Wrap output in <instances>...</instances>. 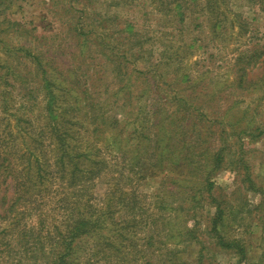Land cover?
<instances>
[{
  "label": "rangeland",
  "instance_id": "1",
  "mask_svg": "<svg viewBox=\"0 0 264 264\" xmlns=\"http://www.w3.org/2000/svg\"><path fill=\"white\" fill-rule=\"evenodd\" d=\"M50 118L108 214L67 264H264V0H0V264H48L43 206L7 208L44 188Z\"/></svg>",
  "mask_w": 264,
  "mask_h": 264
},
{
  "label": "trees",
  "instance_id": "2",
  "mask_svg": "<svg viewBox=\"0 0 264 264\" xmlns=\"http://www.w3.org/2000/svg\"><path fill=\"white\" fill-rule=\"evenodd\" d=\"M255 1L261 2L262 0ZM259 77L253 76L251 69L248 67L239 66L235 84L244 90H249L254 83V78L261 80L262 74ZM50 109L51 111L56 109L55 102L50 104ZM50 120L52 121L44 125L43 134L46 140L50 142L52 148L40 151L42 153V168H40L42 172L37 173L42 180L44 188L39 190L35 198L31 196L27 198V201L20 195L24 190L18 188L19 194L15 193L16 196L13 200H10L12 204L7 209L8 211L13 210L17 203L21 201L25 207L32 209L31 204L40 202V207L43 206V208L37 212L39 213V218L36 225L32 224L36 229V233L39 234L38 237H40L41 246L38 248L47 254L49 258L48 264H67L69 262L66 261V257L70 254V248L72 247L73 249V244H77V238L83 234L93 233L105 228L108 214L105 211L100 214L98 206L92 202L93 195H90L88 191L85 192L88 193V196L84 199L81 200L80 196L77 197L81 190H84V183L87 177L90 179V177L94 176L93 173L96 170L95 166H91L87 162L94 161L97 163V160L93 158V154H90L88 149H83L73 142L72 137L76 131L70 127H57V122H60L58 119L53 120L50 118ZM36 155L35 159L38 160L39 156L38 154ZM99 161L103 162V164L107 163L104 158ZM85 174L87 175L86 177H84ZM211 188L212 186H210V190ZM17 195L19 196L17 197ZM5 197L6 195L3 194L0 200ZM49 203L51 204L49 211L53 212V214L42 212L45 208L44 206ZM131 208V211L136 210L134 207ZM116 219L114 217V221L121 220L120 218ZM132 219L133 221L136 220L135 217ZM115 223L118 224V222ZM122 223H127V221L123 220ZM119 225L116 226V231L110 236L111 238L107 236L109 242H106L108 246L110 245L116 251H121V245L125 240L133 241L134 238L133 232L126 231V225L123 224L121 227ZM134 233L138 234L137 232ZM114 238L116 241L113 240ZM138 238L140 239L141 237ZM46 246L47 249H45Z\"/></svg>",
  "mask_w": 264,
  "mask_h": 264
}]
</instances>
